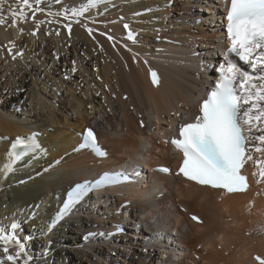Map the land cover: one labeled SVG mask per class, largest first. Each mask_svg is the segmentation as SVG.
Segmentation results:
<instances>
[{
    "label": "bare ground",
    "instance_id": "bare-ground-1",
    "mask_svg": "<svg viewBox=\"0 0 264 264\" xmlns=\"http://www.w3.org/2000/svg\"><path fill=\"white\" fill-rule=\"evenodd\" d=\"M81 2L63 0V6ZM50 4L53 11L62 7L51 0L42 6ZM224 8L222 0H114L87 14L95 22L73 23L70 36L63 27L68 21L60 17L59 23L41 24L35 37L30 19L19 25L22 35L0 26V166L18 135L39 131L46 150L36 159L26 157L6 179L0 175V225L13 218L22 223L21 237H33L31 264H255L252 255H264V194H257L264 184L253 178L247 192L221 196L174 170L172 175L152 170L179 162L164 139L181 117H192L211 84L207 66L226 47ZM125 23L137 33L135 43L127 39ZM84 24L95 30L92 36ZM9 41L16 45L13 52H23L15 61ZM154 67L161 71L158 87L148 79ZM88 125L97 129L105 158L72 151ZM137 164L142 171L132 182L89 195L48 226L74 182ZM123 202L129 204L120 207ZM188 212L199 213L203 223L191 221ZM116 225L124 227L123 235L80 239Z\"/></svg>",
    "mask_w": 264,
    "mask_h": 264
},
{
    "label": "snow or ice",
    "instance_id": "snow-or-ice-1",
    "mask_svg": "<svg viewBox=\"0 0 264 264\" xmlns=\"http://www.w3.org/2000/svg\"><path fill=\"white\" fill-rule=\"evenodd\" d=\"M108 2L109 0H83L78 5L63 6V0H51L55 5H62L59 10L53 11L51 4L42 6L44 0H0V26L17 28L22 35L23 29L19 25L30 19L35 24V29L30 34L35 37L41 24L59 23L56 18L60 17L68 21L63 27L70 36L73 23H81L82 20L95 22V18L87 14ZM223 3L228 43L218 65L207 66L216 73L215 83L198 101L197 114L178 123L177 134L171 139H164L165 144L170 143L182 155L175 175L219 192L221 196L249 190L245 168L249 164L253 168L254 182L257 185L264 184V0H223ZM38 14H44L48 19L39 20ZM83 26L89 36H92L95 30L87 27V24ZM124 28L127 39L135 43V34L127 23ZM100 34L107 36L109 41L114 40L107 33ZM56 35H60L58 30ZM123 46L131 51L127 45ZM15 47L13 41L8 42L7 51L13 61L23 56L22 51L13 52ZM193 55L198 53L193 52ZM75 64L73 61V73L77 71ZM201 67H205L203 62ZM149 76L152 85L158 87L161 78L157 71L150 68ZM67 78L66 76L65 79ZM172 115L180 117L181 113L174 112ZM144 126L141 119L140 127ZM79 147L89 149L99 157L107 155L98 144L92 128L84 131L83 142ZM37 154L45 155L46 150L39 143L36 133L16 136L6 153V162L0 166V175L6 179L17 171L18 163L29 156L36 159ZM141 171V166L137 164L131 175L127 172H104L94 181L76 183L67 192L52 224L69 215L93 191L120 182H131L132 175H139ZM154 171L173 174L166 166H158ZM257 194H264V188ZM189 215L194 223H203L198 215ZM21 228L22 223L15 218L8 225H0V264H31L33 261L34 257L28 252V242L33 237L27 235L22 238ZM116 231H121L119 226H116ZM261 231L264 232V229ZM196 259L199 260V256ZM251 259L255 264H264V255L253 254Z\"/></svg>",
    "mask_w": 264,
    "mask_h": 264
},
{
    "label": "rangeland",
    "instance_id": "rangeland-1",
    "mask_svg": "<svg viewBox=\"0 0 264 264\" xmlns=\"http://www.w3.org/2000/svg\"><path fill=\"white\" fill-rule=\"evenodd\" d=\"M64 79H65V77H64ZM58 94H60V92H58ZM15 104H13L12 106H14ZM19 110V109H18ZM111 255V254H110ZM113 256V255H112Z\"/></svg>",
    "mask_w": 264,
    "mask_h": 264
},
{
    "label": "trees",
    "instance_id": "trees-1",
    "mask_svg": "<svg viewBox=\"0 0 264 264\" xmlns=\"http://www.w3.org/2000/svg\"><path fill=\"white\" fill-rule=\"evenodd\" d=\"M116 251V250H115Z\"/></svg>",
    "mask_w": 264,
    "mask_h": 264
}]
</instances>
